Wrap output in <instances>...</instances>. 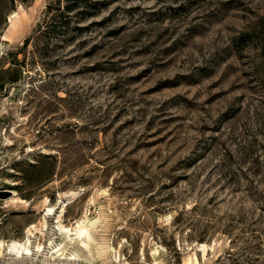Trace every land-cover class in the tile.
Masks as SVG:
<instances>
[{
	"label": "rangeland",
	"instance_id": "obj_1",
	"mask_svg": "<svg viewBox=\"0 0 264 264\" xmlns=\"http://www.w3.org/2000/svg\"><path fill=\"white\" fill-rule=\"evenodd\" d=\"M89 2L0 0V264H264V0Z\"/></svg>",
	"mask_w": 264,
	"mask_h": 264
},
{
	"label": "trees",
	"instance_id": "obj_2",
	"mask_svg": "<svg viewBox=\"0 0 264 264\" xmlns=\"http://www.w3.org/2000/svg\"><path fill=\"white\" fill-rule=\"evenodd\" d=\"M65 2V10H67V12L73 10V9H77L78 7H86L89 6L91 3L89 2L90 0H62ZM47 9L49 10H59V7L57 9L52 8L50 5L47 7ZM80 13H83V11L81 10ZM12 55V54H11ZM14 61H17L16 59H14Z\"/></svg>",
	"mask_w": 264,
	"mask_h": 264
},
{
	"label": "bare ground",
	"instance_id": "obj_3",
	"mask_svg": "<svg viewBox=\"0 0 264 264\" xmlns=\"http://www.w3.org/2000/svg\"><path fill=\"white\" fill-rule=\"evenodd\" d=\"M17 18H18V14L16 12L12 13L8 17V23H9L8 30H9L10 33L15 29V21H16ZM7 37H9V36H7V34H4L2 38L5 39ZM10 247L12 249L15 248V244L12 243V245Z\"/></svg>",
	"mask_w": 264,
	"mask_h": 264
},
{
	"label": "water",
	"instance_id": "obj_4",
	"mask_svg": "<svg viewBox=\"0 0 264 264\" xmlns=\"http://www.w3.org/2000/svg\"><path fill=\"white\" fill-rule=\"evenodd\" d=\"M7 193H9V192H7V191L0 192V197H5V196H7Z\"/></svg>",
	"mask_w": 264,
	"mask_h": 264
}]
</instances>
